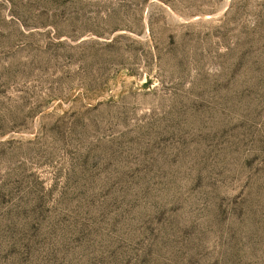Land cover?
<instances>
[{
	"label": "rangeland",
	"instance_id": "374dc122",
	"mask_svg": "<svg viewBox=\"0 0 264 264\" xmlns=\"http://www.w3.org/2000/svg\"><path fill=\"white\" fill-rule=\"evenodd\" d=\"M0 264H264V0H0Z\"/></svg>",
	"mask_w": 264,
	"mask_h": 264
}]
</instances>
